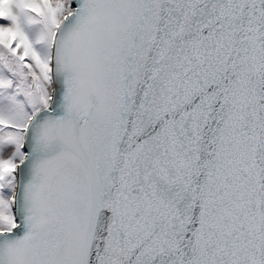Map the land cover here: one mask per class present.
I'll return each instance as SVG.
<instances>
[{
	"label": "snow or ice",
	"instance_id": "6c2138e0",
	"mask_svg": "<svg viewBox=\"0 0 264 264\" xmlns=\"http://www.w3.org/2000/svg\"><path fill=\"white\" fill-rule=\"evenodd\" d=\"M0 264H264V0H0Z\"/></svg>",
	"mask_w": 264,
	"mask_h": 264
}]
</instances>
